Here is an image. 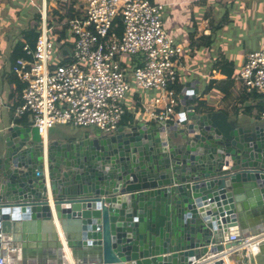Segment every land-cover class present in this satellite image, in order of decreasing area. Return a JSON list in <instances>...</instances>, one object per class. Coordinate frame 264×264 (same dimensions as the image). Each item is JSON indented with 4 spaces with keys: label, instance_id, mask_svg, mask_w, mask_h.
<instances>
[{
    "label": "water",
    "instance_id": "obj_1",
    "mask_svg": "<svg viewBox=\"0 0 264 264\" xmlns=\"http://www.w3.org/2000/svg\"><path fill=\"white\" fill-rule=\"evenodd\" d=\"M199 84L184 83L172 123L56 135L6 127L1 240L23 249L46 233L62 264H230L237 227L259 251H232L234 264H264V227H244L250 211L264 224V119L207 108Z\"/></svg>",
    "mask_w": 264,
    "mask_h": 264
},
{
    "label": "built area",
    "instance_id": "obj_2",
    "mask_svg": "<svg viewBox=\"0 0 264 264\" xmlns=\"http://www.w3.org/2000/svg\"><path fill=\"white\" fill-rule=\"evenodd\" d=\"M76 9L82 17L68 22L74 43L68 47L70 58L63 59L58 54L62 48L49 36L45 6L34 48L25 45L13 64V72L24 84L16 113H31L33 126L43 135L58 125L111 131L121 126L124 100L133 89L155 90L157 95L143 117H138L139 111L135 121L172 123L180 109L175 87L180 83L177 58L184 48L168 35L164 5L152 0H79ZM233 82L247 94L264 97V44L246 55ZM254 239L231 234L226 242L245 249Z\"/></svg>",
    "mask_w": 264,
    "mask_h": 264
},
{
    "label": "crops",
    "instance_id": "obj_3",
    "mask_svg": "<svg viewBox=\"0 0 264 264\" xmlns=\"http://www.w3.org/2000/svg\"><path fill=\"white\" fill-rule=\"evenodd\" d=\"M84 0H81V2ZM154 3H161L164 5L163 10V22L166 26L168 35L175 41L176 44L184 48L183 54L177 58V69L179 73V81L183 87L187 81H199V100L203 104L215 111H223L230 117L234 116H245L249 118L255 117L253 114L248 112V107L255 106V102H249L245 99V92L238 89L236 86L230 88L225 92L222 84L214 83L212 88L206 94L202 95L204 89L210 85V80H223L226 76L213 69V65L208 69L199 68L195 64H192L188 60L192 57V60L196 62L202 61V57L199 55L200 52H207L215 49V42L207 48L203 46V36L211 34L212 30L221 16L228 14L232 15V9L237 8V2L228 0H152ZM8 2V3H7ZM15 0H0V14L4 6H14ZM246 5V4H245ZM245 5H240L244 7ZM248 6V5H247ZM8 7V8H9ZM9 20L6 17L0 15V142L3 138V130L12 125H25L18 124L16 122V115L13 105L21 100V92L19 87L21 80L13 72V57L15 55L14 46L20 38V33L16 36L9 38L3 27L4 22ZM228 22V21H227ZM232 23V22H231ZM227 24H230L229 22ZM236 25V23H234ZM218 31H226V25L217 30L214 34V39ZM235 31V30H234ZM5 41H3L4 38ZM264 44V43H263ZM8 45V48H1L2 46ZM259 47V45L257 46ZM4 56V57H3ZM220 56V55H219ZM218 56V57H219ZM245 60V55L240 61L239 66L235 67L237 71L240 70ZM215 61V60H214ZM232 63V61H231ZM142 92V93H141ZM157 95L155 90H141L133 91L129 93L124 100L125 106L130 111V115L124 124L128 126L132 123V116L135 121L137 113L138 117L142 118L144 110L150 106L151 102ZM129 96V98H128ZM132 96V97H130ZM17 114V113H16ZM18 115V114H17ZM132 121V122H131ZM33 127V126H30ZM91 129L77 128L68 125H58L51 128L48 133L54 135L63 132H83ZM244 227L249 233H253L259 227H264L261 215L258 211H250L246 220L244 221ZM243 230L237 227L231 228V234L242 235ZM36 237L27 243V246L23 249H12L10 245L5 244L0 238V258L4 259V264H62L59 263L55 258L56 251L53 247L56 245L55 241L51 236L46 233H39ZM252 237V236H248ZM239 243H236L230 250H226L225 253L230 257V264H234L232 251H241ZM253 253H258V248L252 245ZM68 259L72 260L70 253H68ZM226 260V259H225ZM227 261V260H226ZM66 261L64 260V263ZM228 263V261H227Z\"/></svg>",
    "mask_w": 264,
    "mask_h": 264
},
{
    "label": "rangeland",
    "instance_id": "obj_4",
    "mask_svg": "<svg viewBox=\"0 0 264 264\" xmlns=\"http://www.w3.org/2000/svg\"><path fill=\"white\" fill-rule=\"evenodd\" d=\"M228 1L232 2L233 0ZM15 2L16 4L12 7L4 6L0 14L9 20L4 22L6 24L3 26L9 38L27 28L36 11L43 12L45 6L47 8L46 0H15ZM234 2L236 3L237 0ZM237 3V8L232 9V15L235 16L234 18L230 17L232 23L226 24V31H218L215 35V49L200 52L199 55L202 57L200 62L193 61L192 57H189L188 60L192 64L203 68L202 70H208L214 64V60L224 55L237 67L244 55L246 57L250 51L262 47L264 43V0H239ZM242 4L246 5L241 7ZM221 20H223V16L220 17L219 21ZM5 39H8L7 36L3 41ZM258 45L259 47H257ZM1 48H8V45H3ZM55 61L59 62L58 59Z\"/></svg>",
    "mask_w": 264,
    "mask_h": 264
},
{
    "label": "trees",
    "instance_id": "obj_5",
    "mask_svg": "<svg viewBox=\"0 0 264 264\" xmlns=\"http://www.w3.org/2000/svg\"><path fill=\"white\" fill-rule=\"evenodd\" d=\"M47 3V26L49 28V36L56 44V47L58 49H61L63 47H72L74 43V36L68 27V22L73 19L75 16L80 15L82 17V13L79 12L76 9V6L79 4V0H68L67 2H64L62 0H46ZM52 6H51V5ZM230 22V19L228 17V14H226L223 17V20H221L219 23H217L214 27V30H212L211 34L208 36H203L204 42L203 46L210 48L214 42V34L217 30L222 29L228 22ZM118 24V32H121V24L120 19H117ZM42 25H43V18H42V12L36 11L33 15V19L31 21V24L27 27L21 30L20 38L18 39L17 43L14 46L15 55L13 57V64L15 63V60L22 54L23 47L25 45H28L30 48H34L36 37L41 34L42 31ZM66 61H60V64H64ZM213 69L217 70L222 75L226 76V79L223 80H216L212 79L210 80V85L208 88L204 89L202 92V95L209 92V90L212 88L214 83L222 84V89L227 92L230 88H233L234 82L233 77L236 75L237 70L235 67H233V64L231 61L226 58L224 55L219 57L217 60H215L213 64ZM13 70V67H12ZM21 82V81H20ZM24 87V84L21 82L19 87V92L22 91ZM176 91L179 94L182 85L178 84L176 87ZM245 99L249 102H255V106L248 107V112L253 114L255 117L260 118L261 112L264 108V97L262 95L258 94H245ZM20 100L13 105L14 110H16V107L19 105ZM126 108V114L124 116V120L122 124H124L128 117L130 115V111ZM16 115V122L21 125H25L27 127L33 126L34 119L33 115L29 112L24 113L23 115H17L16 111L14 113ZM132 121H134V118L132 116ZM131 121V122H132Z\"/></svg>",
    "mask_w": 264,
    "mask_h": 264
}]
</instances>
